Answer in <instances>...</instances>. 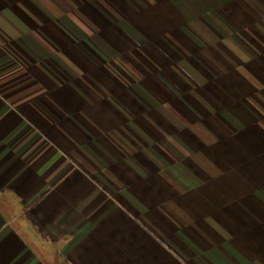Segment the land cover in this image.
<instances>
[{"label":"crops","instance_id":"1","mask_svg":"<svg viewBox=\"0 0 264 264\" xmlns=\"http://www.w3.org/2000/svg\"><path fill=\"white\" fill-rule=\"evenodd\" d=\"M0 264H264V0H0Z\"/></svg>","mask_w":264,"mask_h":264}]
</instances>
